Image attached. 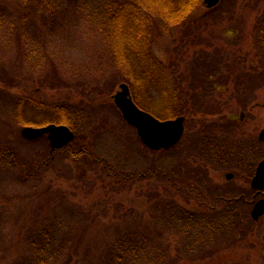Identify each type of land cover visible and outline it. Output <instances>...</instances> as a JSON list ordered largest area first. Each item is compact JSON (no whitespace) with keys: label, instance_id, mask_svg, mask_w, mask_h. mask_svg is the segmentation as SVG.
I'll return each mask as SVG.
<instances>
[{"label":"rangeland","instance_id":"1","mask_svg":"<svg viewBox=\"0 0 264 264\" xmlns=\"http://www.w3.org/2000/svg\"><path fill=\"white\" fill-rule=\"evenodd\" d=\"M28 1L25 7L24 0H0V141L19 163L38 166L26 171L27 178L9 156L0 160V264H33L35 254L51 253L56 256L47 264H154L149 250L137 253L138 262L127 250L120 254L122 246L143 236L159 237L157 250L172 263L170 255L205 254V264H264V214L238 249L235 231L216 240L215 253L223 256L208 263L211 245L195 243L205 238V221L197 233L192 221L171 223L158 215L162 204L153 200L155 195L173 198L174 193L170 186L159 187V177L141 180L147 171L172 172L200 188L205 199L206 84L221 89L213 102L236 106L237 115L239 105L258 104L247 129L264 127V50L257 38L264 0H220L211 9L203 1L169 34L155 31L152 50L172 91L167 109L180 108L179 116L185 117L180 142L161 151L146 149L114 104L113 96L127 82L114 67L101 33L85 19L96 14V3ZM87 2L91 5L84 13L80 8ZM150 94L156 99L151 114L166 119L160 92ZM55 110L63 111L74 127L70 151L88 154L69 158L55 153L48 161L45 137L22 138L25 126L53 122ZM94 159H103L115 175L129 172L137 181H110L104 165ZM175 197L186 208L196 204L193 197ZM239 210L241 219L250 221L251 209Z\"/></svg>","mask_w":264,"mask_h":264},{"label":"trees","instance_id":"2","mask_svg":"<svg viewBox=\"0 0 264 264\" xmlns=\"http://www.w3.org/2000/svg\"><path fill=\"white\" fill-rule=\"evenodd\" d=\"M24 1V6L27 7L29 1ZM93 1L96 3V14H93L92 17L90 16V18L85 17V19H87V22L89 21V25H93L101 33L107 51L109 50L112 57L113 65L118 70V72L123 75L124 80L130 87L131 93L137 105L145 110L153 112L150 108V105L153 104L146 103L143 100H152L153 95H151L150 92H160L162 100L164 101V107L166 109V119L181 115L182 110L180 108L175 111L167 109L170 106H168V104L171 103V95L169 94V92L172 91L170 90V88H168L169 77L167 75V71L164 69L163 65L158 61L153 53V37L155 31L169 34V32L174 27L180 25L188 18H190L200 5L204 6V0ZM90 5L91 4H89L88 2L85 3L81 6V11L85 13ZM257 38H259L258 41L261 45V48L264 50V20L262 21L261 25H259ZM51 109L53 108L51 107ZM55 112L56 118H54L52 123L67 125L74 131L71 120L65 118V113L60 110H55ZM55 153L59 155H64L65 153L66 157L69 158H76L81 154H88L85 150H80L79 153H75L73 151L72 153V151H70V145L56 151ZM7 156L11 158V161L13 162L12 164H14L16 167H19L20 170L23 171L24 175L26 174L25 177L27 178L29 177L27 176L26 171H28V169L30 171L31 168L35 171L38 167L26 166L19 163L14 152L4 146L0 141V160L4 159ZM50 158L51 154L48 158V161H50ZM95 161H99L104 165V170L107 172V177L110 179V181L112 180L114 182L115 179L118 182L122 181L124 183H127L128 179L133 180V182L137 181L136 179H134V177L131 176L129 172H126L122 175L116 173L115 175V173L111 172V166L103 159H97ZM145 175L146 177H143L141 180L145 181V178L147 177L148 179H155L159 177L158 180H160L159 182L161 183V185L159 183V187L161 186L164 189H169L167 188V186H170L174 193L173 198H165L155 195L153 200H157L162 204V207H156H159L157 209L158 215L161 212L171 220V223H173L174 219H176L178 222L184 220L187 222L192 221L197 228V233H201L200 223L203 220L205 221V238L203 239L202 237H195L198 238L197 240H195V243L198 244L200 248L203 245H205V247L207 245H211L209 250H212L210 253L214 254L206 256V260L208 263L217 261V259L219 260L223 256L220 253H215L216 248H214L213 244L214 242L216 243V240L222 239V237L225 239L229 233L235 231L234 243L236 242L235 247L237 245L236 248L238 249V247H240V243H242L244 240L243 235L246 232H253V227L256 225V222L251 218L250 221L249 218H247V220H242L240 218V215L238 214L240 210H232L236 213L235 216L237 217L236 219H233L234 215L231 216L228 213L224 215H217L212 209L206 207L205 199L203 198L204 195H202L201 189L190 185L188 186L185 177L178 174L176 175L172 172L166 173L163 171H160L158 173L155 171H147ZM29 176L31 177L30 174ZM141 177L142 176H140V178ZM176 194L180 196L182 195L185 200L193 197V200L196 204L192 206V208H186L176 201ZM205 213H207V217ZM212 214L216 215V221H214V219H211ZM138 219L141 220L143 218L139 217ZM185 228L186 227H184V229ZM185 230L187 231V228ZM182 233L183 238L187 239V233ZM141 239L142 240L135 241L132 245H128L127 247H123L122 243H120L119 246H122L121 249H123L120 254L124 255L128 252L133 258L132 261L138 262L136 258L137 253L140 251L146 252L149 250V254L153 253L155 255L154 264L172 263L171 260L168 259L169 256H165V254L157 250L155 243L157 241H160L159 237L158 240H151L150 238L148 239L144 236L141 237ZM146 239H148V241ZM138 246H140V248ZM192 248V251H194V247ZM189 255L192 256L178 258L170 255L175 259L172 264H205V254H203V256H198L197 254ZM55 256L56 255H54L53 253L49 254L48 256H37V254H35L33 258L34 260L31 261V263L35 264V261L36 264H47V261H50ZM122 261L123 260H115V262L119 264Z\"/></svg>","mask_w":264,"mask_h":264},{"label":"flooded vegetation","instance_id":"3","mask_svg":"<svg viewBox=\"0 0 264 264\" xmlns=\"http://www.w3.org/2000/svg\"><path fill=\"white\" fill-rule=\"evenodd\" d=\"M206 87L205 124L202 129L205 206L217 215L228 213L234 215L233 219H236V213L232 210L248 208L252 211L259 201L264 200V189L252 187L256 170L264 161V140L260 138L264 127L260 130L247 129L248 124L252 123L251 117L254 118L252 110L260 106L239 105L237 115L236 106L213 102L212 98H215L216 93H221L219 92L221 89L215 87L210 89L207 84ZM241 93L238 92V96ZM143 101L153 105L156 103L154 97L152 100ZM247 187L252 193L249 197L245 194Z\"/></svg>","mask_w":264,"mask_h":264},{"label":"water","instance_id":"4","mask_svg":"<svg viewBox=\"0 0 264 264\" xmlns=\"http://www.w3.org/2000/svg\"><path fill=\"white\" fill-rule=\"evenodd\" d=\"M220 0H204L207 8L215 7ZM114 104L119 109L125 122L136 130L141 143L148 149L167 150L176 145L184 133L183 116L174 119L160 120L150 113L141 110L133 102L130 89L122 83L113 96ZM21 136L25 140H35L46 136L51 151L61 149L74 140V133L68 126L49 124L43 127H24ZM260 138L264 140V130ZM252 187L264 189V161H262L252 181ZM264 214V200L259 201L251 211V217L257 221Z\"/></svg>","mask_w":264,"mask_h":264}]
</instances>
